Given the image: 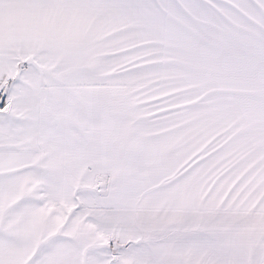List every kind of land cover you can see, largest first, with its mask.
Returning a JSON list of instances; mask_svg holds the SVG:
<instances>
[{
	"label": "snow or ice",
	"instance_id": "snow-or-ice-1",
	"mask_svg": "<svg viewBox=\"0 0 264 264\" xmlns=\"http://www.w3.org/2000/svg\"><path fill=\"white\" fill-rule=\"evenodd\" d=\"M0 264H264V0H0Z\"/></svg>",
	"mask_w": 264,
	"mask_h": 264
}]
</instances>
